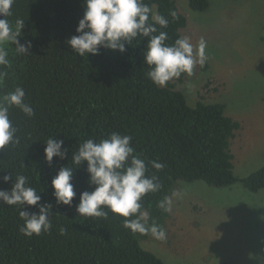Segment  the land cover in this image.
<instances>
[{
  "label": "trees",
  "instance_id": "16d2710c",
  "mask_svg": "<svg viewBox=\"0 0 264 264\" xmlns=\"http://www.w3.org/2000/svg\"><path fill=\"white\" fill-rule=\"evenodd\" d=\"M145 2L168 19L167 28L160 29L168 33L167 43L184 36L188 19L176 0ZM189 4L204 11L210 1L189 0ZM11 11L7 19L12 25L17 18L24 21L18 39L21 44L30 41L31 48L28 54H18L15 45L6 46L10 66L0 68V99L23 87L35 115L10 109L19 144L0 151V190H11L13 173L27 176L30 186L40 192L41 203L52 205V228L29 238L20 232L24 223L20 206L0 202V264H167L142 245L152 235L125 229V218L111 212L107 219L79 216L80 194L93 191L94 186L88 183L87 162L76 168L72 152L85 140L99 141L112 132L131 136L135 154L146 160L147 174L158 177L161 184L159 191L144 197L142 210L148 213L149 223L155 221L167 231L171 212L157 205L165 197L170 199L178 181L202 180L217 188L241 181L231 150L241 123L226 114L223 103L199 100L190 105L177 89L187 74L164 87L154 85L146 77L148 67L141 55L146 40H134L123 53L101 48L99 55L81 57L72 52L67 41L78 35L84 0H14ZM49 138L64 141L63 148L69 150L65 159L46 161ZM151 161L163 163L164 168H153ZM64 166L75 171L76 197L71 207L56 203L51 186ZM4 175L13 179L4 183ZM242 181L253 192L264 188V166ZM24 210L32 213L38 208Z\"/></svg>",
  "mask_w": 264,
  "mask_h": 264
},
{
  "label": "clouds",
  "instance_id": "9594fccd",
  "mask_svg": "<svg viewBox=\"0 0 264 264\" xmlns=\"http://www.w3.org/2000/svg\"><path fill=\"white\" fill-rule=\"evenodd\" d=\"M14 0H0V68L9 67L7 45H15L18 54H28L31 42L21 44L18 37L24 28V21L17 18L15 25L7 17L12 15ZM85 11L76 32L67 44L72 52L81 57L89 54L99 55L101 48L125 52L126 45L134 40H146L147 46L141 53L143 64L147 65L146 77L156 86L164 87L170 81L182 75L192 76L194 69L203 66L207 60V42L201 38L194 46L190 36H180L169 44L168 33L160 29L167 28L169 21L145 0H84ZM175 17V13H172ZM159 25V28L157 27ZM3 73H0L2 75ZM19 108L26 116L35 115L31 104L26 102L23 87H15L0 99V151L19 144L17 129L10 119V109ZM132 137L112 132L107 138L87 139L72 152L71 163L79 167L87 162L88 183L94 190L80 194L76 211L86 218L107 219L108 213L125 218L123 227L134 234H151L158 240L167 238L166 229L155 221L149 223V216L143 211L142 201L150 193L161 189L158 177L149 176L145 159L135 154ZM44 148L46 161L51 164L54 157L65 159L68 149L63 148L64 141L49 138ZM63 148V151H62ZM153 168L162 170L164 164L151 161ZM72 167H61L52 179L53 196L58 205L71 207L76 197L72 183ZM15 182L11 190H0V202L9 206H20V217L24 221L20 232L27 236H39L51 231L52 205L41 203L40 192L31 187L29 178L14 174ZM12 175H4L2 180L8 183ZM178 195V193H173ZM171 200L165 197L158 207L165 212L171 211ZM26 206L38 208L37 212L25 211ZM107 209V211L105 210ZM258 264H264V254L253 256Z\"/></svg>",
  "mask_w": 264,
  "mask_h": 264
},
{
  "label": "rangeland",
  "instance_id": "374dc122",
  "mask_svg": "<svg viewBox=\"0 0 264 264\" xmlns=\"http://www.w3.org/2000/svg\"><path fill=\"white\" fill-rule=\"evenodd\" d=\"M204 11L176 0L188 19L182 32L207 42V60L177 84L190 105L223 103L241 123L232 141L235 174L226 188L178 181L171 195L167 238L142 245L167 264H258L264 254V188L242 181L264 166V0H209Z\"/></svg>",
  "mask_w": 264,
  "mask_h": 264
},
{
  "label": "water",
  "instance_id": "95a60500",
  "mask_svg": "<svg viewBox=\"0 0 264 264\" xmlns=\"http://www.w3.org/2000/svg\"><path fill=\"white\" fill-rule=\"evenodd\" d=\"M2 17H0V19H1Z\"/></svg>",
  "mask_w": 264,
  "mask_h": 264
}]
</instances>
